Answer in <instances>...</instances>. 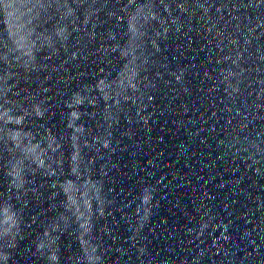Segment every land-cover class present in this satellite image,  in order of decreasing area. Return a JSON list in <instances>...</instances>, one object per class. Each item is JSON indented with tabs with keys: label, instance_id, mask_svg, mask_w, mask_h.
Listing matches in <instances>:
<instances>
[{
	"label": "water",
	"instance_id": "obj_1",
	"mask_svg": "<svg viewBox=\"0 0 264 264\" xmlns=\"http://www.w3.org/2000/svg\"><path fill=\"white\" fill-rule=\"evenodd\" d=\"M0 264H264V0H0Z\"/></svg>",
	"mask_w": 264,
	"mask_h": 264
}]
</instances>
